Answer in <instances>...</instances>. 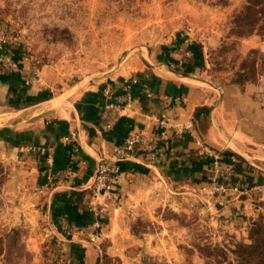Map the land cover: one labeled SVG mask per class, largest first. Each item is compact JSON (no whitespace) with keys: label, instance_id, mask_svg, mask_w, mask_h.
I'll return each instance as SVG.
<instances>
[{"label":"crops","instance_id":"obj_1","mask_svg":"<svg viewBox=\"0 0 264 264\" xmlns=\"http://www.w3.org/2000/svg\"><path fill=\"white\" fill-rule=\"evenodd\" d=\"M246 40L264 50V37ZM176 44L184 49L166 43L125 55L104 79L70 95L49 96L29 70L0 71V196L14 208L13 222L26 225L39 241L54 240L42 227L44 210L58 227L90 221L86 201L96 162L111 155L129 131L159 133L161 120L192 123V131L170 125L153 147H137L119 161L116 199L104 218L106 236L98 243L68 236L61 264H101L103 256L121 264H154L155 254L168 249L162 237L176 228L174 218L159 214L162 201L184 205L196 192L199 207L212 212L210 219L228 221L253 213L264 198V72L243 82L211 79L203 47L190 37ZM133 76L130 105L112 127H105L102 105L121 96V83ZM107 82L114 85L109 95L103 91ZM71 131L76 137L67 141ZM195 135L222 151L231 168L227 184L259 189L230 192L229 201L218 206L206 188L209 157L197 151ZM45 168L58 172L56 186L35 195Z\"/></svg>","mask_w":264,"mask_h":264},{"label":"rangeland","instance_id":"obj_2","mask_svg":"<svg viewBox=\"0 0 264 264\" xmlns=\"http://www.w3.org/2000/svg\"><path fill=\"white\" fill-rule=\"evenodd\" d=\"M246 3L0 0V15L19 35L12 54L29 70L31 80L39 79L54 97L70 95L88 82L104 79L125 55L153 51L166 43L183 50L176 43L188 37L203 47L208 59L206 74L211 79H255L264 72V50L248 46L246 38L264 37V11L256 12L254 22L247 23ZM2 180L0 165V184ZM195 193L184 205L160 204L159 214L174 218L176 228L172 235L162 237L168 240V249L155 254L154 264H236L238 244L253 242L258 227L264 232V198L257 200L253 213L244 212L226 221L210 219L212 212L199 207ZM160 195L166 193L160 191ZM13 209L0 196V264H61L58 248L52 249L56 241L30 236L26 225L13 222ZM101 264L121 263L103 256Z\"/></svg>","mask_w":264,"mask_h":264},{"label":"built area","instance_id":"obj_3","mask_svg":"<svg viewBox=\"0 0 264 264\" xmlns=\"http://www.w3.org/2000/svg\"><path fill=\"white\" fill-rule=\"evenodd\" d=\"M18 39V33L11 29L0 15L1 72H14L26 69L23 68L21 60L12 54V46ZM136 81L137 76L131 77L127 82L123 81L121 85L124 88V92L121 96H118L114 100L109 99L102 105L100 109V118L103 120L105 127H112L116 123L122 110L130 105L132 101L130 86ZM113 87V84L107 82L103 88L104 93L109 95ZM161 122L164 128L159 133H144L140 130L129 131L124 136L121 143L114 148L111 155L101 157L97 160L91 181L88 185L90 192L86 204L91 214L89 222L80 225L63 223L58 227L47 211H43L44 223L42 227L45 229L46 235L54 238L57 243L58 260L64 261L66 258L64 244L68 236L76 234L79 239L91 243H98L106 236L104 218L110 204L116 199L114 186L119 175L120 160L130 158L137 147H153L155 142L165 135L170 125H173L177 130L187 129L192 131V123L190 120L186 123H170L168 120H161ZM75 137V132L71 131L65 139L67 141H73ZM195 141L197 144V151L209 157L208 173L206 175L208 186L206 188L218 206H224L229 201L230 192L239 195L241 193L254 191L257 188L259 189L258 186L239 187L237 185L227 184L224 179L229 175L231 168L224 162L222 151L209 146L197 135H195ZM58 176L59 174L57 171H54L52 168H45L44 181L33 190V193L35 195H41L54 188Z\"/></svg>","mask_w":264,"mask_h":264},{"label":"trees","instance_id":"obj_4","mask_svg":"<svg viewBox=\"0 0 264 264\" xmlns=\"http://www.w3.org/2000/svg\"><path fill=\"white\" fill-rule=\"evenodd\" d=\"M247 9L246 19L247 23H252L256 19V12L264 11V0H247L245 5ZM258 237L251 243H239L235 251L236 264H264V232L261 227L257 229ZM0 238V243H1ZM2 246L0 244V251Z\"/></svg>","mask_w":264,"mask_h":264}]
</instances>
